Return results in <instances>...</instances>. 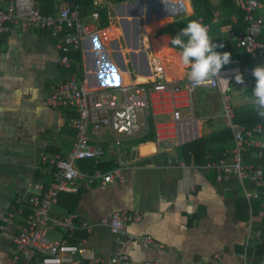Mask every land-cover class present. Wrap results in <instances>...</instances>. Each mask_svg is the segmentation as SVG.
I'll list each match as a JSON object with an SVG mask.
<instances>
[{
    "label": "crops",
    "instance_id": "1",
    "mask_svg": "<svg viewBox=\"0 0 264 264\" xmlns=\"http://www.w3.org/2000/svg\"><path fill=\"white\" fill-rule=\"evenodd\" d=\"M62 1L37 0L40 11L51 15L57 13ZM128 1H111L113 5L109 3L102 9L113 13L118 11L117 6ZM183 1L191 7L189 0H177L181 8ZM258 1L262 8L257 14L264 17V0ZM178 10L147 11L140 28L145 20L154 23L157 29L176 23L186 27V17L181 18L178 13L188 16L191 9ZM92 12L82 15L83 20L99 23L91 17ZM220 21L215 17L209 36L218 46L234 45L235 52H230L231 62L219 73L220 88L209 89L217 95V112L201 114L200 109L205 110L210 101L208 97L207 102L201 101L198 91L195 94L193 111L200 123L199 138L229 128L224 119L222 93L230 99L233 123L247 129L245 119L255 111L250 103L256 82L252 70L264 66V60L254 59L245 51L237 52L241 49L237 46V36L244 25L234 19L227 25H220ZM99 27L108 41H86L80 62L72 73L77 72L90 88L121 86L132 80L128 67L119 63L121 58L126 62L127 52L115 55L124 52L119 36L128 28L121 27L115 15L114 20ZM168 38L170 36L165 34L158 35L152 40V46L147 44L148 58L157 55L161 59L167 79H186L187 69L179 63L180 51H169ZM259 40H264V27ZM59 54L57 40L47 30L15 24L8 25L7 31L0 35V225L4 215L19 207L15 203L18 196L25 205L27 198L44 193L51 183L54 168L43 162L41 156L47 159L67 156L75 140V129L66 124L75 113L51 108L45 102L51 86L72 74L59 64ZM90 73L93 77L88 78ZM237 73L243 76L244 84L235 81ZM140 78L144 79L139 76L136 80L142 81ZM262 121L264 123V119ZM229 130L232 138L228 144H218L214 137L210 143L197 148L195 154H189L182 145L162 146L150 132L142 137L125 138L120 145H116L108 133L101 137L89 133V143L105 151L103 164L110 168L103 171L119 170L121 179L92 184L78 179L73 192L60 193L49 212L47 238L79 246L82 253L78 258L99 257L103 259L100 264H109L110 257L116 254L128 255L131 264H264V174L259 180L246 179L240 183L233 174H223L218 180L215 170L206 167L218 158L214 152L232 148L233 133ZM262 158L264 151L261 156L252 148L242 154L244 164L254 165L264 172ZM90 162L85 160L83 164ZM80 163L82 161L77 163L80 170H91L93 165L91 162L89 169ZM251 192L257 196H246ZM118 210L141 214L140 221L128 225L123 237L112 235L106 224ZM68 216H75V223L79 222L72 231L62 225ZM25 220V213H15L8 230H0V264H13L15 238ZM142 236H149L160 247L145 243ZM215 255L220 257V263ZM28 264H40V260Z\"/></svg>",
    "mask_w": 264,
    "mask_h": 264
},
{
    "label": "built area",
    "instance_id": "2",
    "mask_svg": "<svg viewBox=\"0 0 264 264\" xmlns=\"http://www.w3.org/2000/svg\"><path fill=\"white\" fill-rule=\"evenodd\" d=\"M85 0H64L56 14H44L38 8L37 0H0V35L7 31L8 25L20 24L26 27L47 30L57 40L59 64L70 69L73 59L70 54L83 51L84 43L99 40L107 42L99 23H87L81 13ZM111 0H92L95 10L91 17L98 22V10ZM243 12L245 28L237 36V46L254 59L264 60V40H259L264 27V17L257 14L262 4L258 0H236ZM113 5V4H112ZM208 30L209 26L206 25ZM151 76L142 81L128 80L121 86L111 88H90L85 79L77 72L56 85L51 86L45 102L51 108H64L75 113L66 121L67 126L75 129L76 135L72 148L67 156L42 161L54 168L52 181L42 194L31 196L25 200L18 196L15 200L19 206L15 212H9L1 218L0 230L7 231L13 224L15 213H25V224L15 238V252L12 263H31L39 259L40 264H100L102 258L88 260L77 256L82 249L76 245L50 241L47 236L49 212L57 203L62 192L75 190L78 179L92 184L97 181L110 183L121 179L119 170L103 171L105 151L100 146L89 143V133L101 137L110 134L116 145L125 138L142 137L151 133L153 139L162 146H180L197 140L200 137V123L194 116V97L198 89L218 90L219 79H213L202 85H193L189 80H170L166 78L165 67L161 59L150 56ZM224 119L233 133V146L224 150L221 155L206 167L215 170L216 178L223 174L235 175L240 183L244 180H259L264 172L251 164L242 162L244 151L252 148L262 156L264 151V127L256 125L242 128L233 123V110L227 94H221ZM89 160L93 163L91 170H80L77 163ZM248 197H256L255 192L246 193ZM141 214L137 211L118 210L111 214L108 222L109 230L116 237L126 234L128 225L139 222ZM75 216H68L62 225L72 231L77 227ZM141 239L159 248L149 236ZM217 263L221 262L215 255ZM109 264H131L126 254L110 257ZM192 264V263H191Z\"/></svg>",
    "mask_w": 264,
    "mask_h": 264
},
{
    "label": "trees",
    "instance_id": "3",
    "mask_svg": "<svg viewBox=\"0 0 264 264\" xmlns=\"http://www.w3.org/2000/svg\"><path fill=\"white\" fill-rule=\"evenodd\" d=\"M114 3H121L123 1L126 0H111ZM188 4H191V12L192 14L189 16H186V20L185 21H189V20H198L199 22H201L203 25H208L209 26V30H212V26H213V20H215V17L220 18V25H227L229 23H231V19H234L235 22L237 24L240 25H244L243 30L245 28V22L243 20V12L240 10V8L237 6L236 4V0H189L187 1ZM190 6V5H189ZM95 8L92 4V0H85L82 2V8H81V13L82 15H86L87 13H90L92 11H94ZM113 13L112 10L109 9H101L98 10V22L100 24L101 27H104L108 24L109 21L113 20ZM184 26L183 23H176L175 25H167L161 29L158 30V32L160 33V35L165 34L168 35L170 37H175L179 32H177L175 30L176 26ZM143 28L147 31L153 30L156 27V25L154 23H150L148 20H145L143 22ZM184 28V27H183ZM243 32V31H241ZM218 52H235L234 49V45L231 44H227V46H223L221 47H217L215 49ZM169 51L170 52H176V51H180L178 48H173V46L170 43L169 46ZM244 50L241 48L240 50H238L237 52H241ZM245 53V52H244ZM70 57H72L73 62H72V66L71 69L68 70V73H72L73 71L76 70L78 63L80 62V53H72L70 54ZM226 66V65H225ZM224 66V67H225ZM223 67V68H224ZM88 78L93 77L92 73L88 74ZM240 117H242L241 115H239ZM245 118V117H243ZM238 122H241L239 119H235ZM257 123H263L262 118H260L255 111L251 113V115H249V117H247L245 119V125H247V128H251L252 126H254ZM264 127V123L262 125ZM215 137V141L218 144L221 145H225L228 144V142H230L231 138H232V134L231 131L229 130V128H223L221 131H219L218 133L208 136V137H201L193 142L187 143L185 145H182V149H184L185 151H187L189 154H195L197 148H199L200 146L206 144V143H210L211 139ZM224 149V148H223ZM223 149L218 150L216 152H214V154H216L218 157L221 155V153L223 152ZM264 160V158H262ZM83 165L85 167H88L90 169L91 167V162L89 164H83L80 163V165ZM102 169H108L110 168L109 165H101ZM79 222L76 221V224H78Z\"/></svg>",
    "mask_w": 264,
    "mask_h": 264
},
{
    "label": "clouds",
    "instance_id": "4",
    "mask_svg": "<svg viewBox=\"0 0 264 264\" xmlns=\"http://www.w3.org/2000/svg\"><path fill=\"white\" fill-rule=\"evenodd\" d=\"M188 14H192L191 10ZM168 39L173 48L180 50L179 63L187 69V79L193 85L198 86L213 79H221L219 76L221 69L231 62V53L216 51L218 45L212 42L207 26L198 20H189L186 27L175 37ZM219 47L222 48L223 44ZM252 75L256 82L251 92L250 103L256 114L264 119V66L254 67ZM235 81L244 84V78L239 73L235 75Z\"/></svg>",
    "mask_w": 264,
    "mask_h": 264
},
{
    "label": "rangeland",
    "instance_id": "5",
    "mask_svg": "<svg viewBox=\"0 0 264 264\" xmlns=\"http://www.w3.org/2000/svg\"><path fill=\"white\" fill-rule=\"evenodd\" d=\"M181 6L184 10L191 9L190 6L187 5L184 1L182 2ZM176 8L179 9L178 12H180L182 9L179 3L177 2V0H130L128 1V3H122L121 5L116 7L118 11L113 12V17L115 15V20L118 21L121 27L123 28L125 27L130 30L127 29L125 33L119 36V44L122 47V49H124V52H118L115 53V55L118 54L116 56H121L123 55V53L127 52L126 55L127 57L124 56V58H126V62L125 61L123 62L124 59L121 58V61L119 63H122L121 64L122 66L126 65L128 67L129 70L128 73L132 80L136 79L139 76L145 77V79L153 78L151 76L152 74L151 73L152 66L150 61L151 58H148V53H146V50L148 48L147 44H150L152 46L154 44L152 40H154L155 37H158V35H160V33L158 32L159 29H157L158 27L153 30L147 31L149 32L148 35H145L144 33H146V30L143 27H142L143 29L140 28L141 19H144L146 17L145 13H147V11H153V10H158L156 12H159V10L173 11V9L175 10ZM185 14L186 13H182V14L178 13V15H182L181 18H185L187 16ZM184 20H186V18ZM131 21L133 22L130 24L129 22ZM176 27H178V29L181 30V28L183 29V27L185 26L182 25ZM176 27L175 30L179 32L180 30H178ZM97 47L100 48L101 46L97 45ZM163 52L166 55V49L164 44H163ZM104 72L105 71H103V73ZM139 80L142 79L140 78ZM198 94L200 96L201 101L207 102L206 101L207 97L210 101L208 102V104H206L207 107L205 110L203 108L200 109L201 114H203L204 112L206 113H212V111L217 112L218 98L214 92H212L209 89H198ZM210 94L212 95L210 96Z\"/></svg>",
    "mask_w": 264,
    "mask_h": 264
}]
</instances>
